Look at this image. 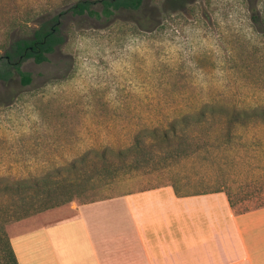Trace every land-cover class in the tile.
Listing matches in <instances>:
<instances>
[{"label": "rangeland", "instance_id": "rangeland-1", "mask_svg": "<svg viewBox=\"0 0 264 264\" xmlns=\"http://www.w3.org/2000/svg\"><path fill=\"white\" fill-rule=\"evenodd\" d=\"M80 1L0 0V21L17 10L23 39L57 17L64 40L47 61L20 63L29 84L12 65L0 79V178L65 177L73 162L96 177L105 151L115 180L42 220L166 185L187 195L221 189L239 213L264 205V121L229 131L222 117L264 106V0H143L110 17L74 14ZM7 29L0 23V41ZM6 61L1 49L0 73ZM172 124L193 144L189 155L160 137Z\"/></svg>", "mask_w": 264, "mask_h": 264}, {"label": "crops", "instance_id": "crops-1", "mask_svg": "<svg viewBox=\"0 0 264 264\" xmlns=\"http://www.w3.org/2000/svg\"><path fill=\"white\" fill-rule=\"evenodd\" d=\"M71 209L8 227L19 264H264V208L239 213L225 192L166 185Z\"/></svg>", "mask_w": 264, "mask_h": 264}, {"label": "trees", "instance_id": "trees-1", "mask_svg": "<svg viewBox=\"0 0 264 264\" xmlns=\"http://www.w3.org/2000/svg\"><path fill=\"white\" fill-rule=\"evenodd\" d=\"M100 2L103 7L101 14L93 9L96 2L92 0L78 2L71 8V11L77 15L88 14L97 17L101 15L110 17L121 8L132 10L140 8L143 0H100ZM7 15L10 17H4L0 21L8 27L3 34V40L0 41V50H5V59L7 60L5 63L6 69L3 73H0V79L7 80L10 77L11 71L9 68L12 65L22 77L23 83L29 84L31 77L20 69V63L31 58L38 64L43 63L47 61L48 54L63 44L64 40L58 33L59 20L55 17L49 23L42 24L38 29L33 30L30 39H23L21 36L23 20L17 10L4 14V16ZM29 48H32V51ZM199 117L206 121L208 119L207 112L202 110L199 112ZM222 117L225 126L230 131V129L237 126L242 127L264 121V106L240 110L232 109ZM159 135L164 142L177 141L178 149L181 151L180 155L187 156L194 150L193 144L189 143L187 138L183 139V136L179 134L176 125H170L169 129L163 130ZM101 157L103 161L100 171L102 173L96 177L82 175L78 172L80 170L78 164L73 162L68 165V169L76 172L68 173L69 175L67 174L68 176L65 177L62 176L64 174L60 170H55L54 177H44L42 179L8 181L0 178V264H19L8 233V227L11 224L69 204L96 188L97 184L108 185L115 180L117 177L116 163L109 160L105 151H102ZM173 187L176 189L177 194L190 196L181 192L176 186ZM218 192L225 191L216 189L203 193ZM226 194L234 207L231 195L227 192ZM260 208H264V205L256 209ZM245 212H249V210Z\"/></svg>", "mask_w": 264, "mask_h": 264}, {"label": "flooded vegetation", "instance_id": "flooded-vegetation-1", "mask_svg": "<svg viewBox=\"0 0 264 264\" xmlns=\"http://www.w3.org/2000/svg\"><path fill=\"white\" fill-rule=\"evenodd\" d=\"M58 25H59V23H58ZM29 49L32 51V48H29ZM26 52H27V51H26ZM26 52H25V54H26ZM21 59H22V58H21ZM21 59H20V60H21Z\"/></svg>", "mask_w": 264, "mask_h": 264}]
</instances>
